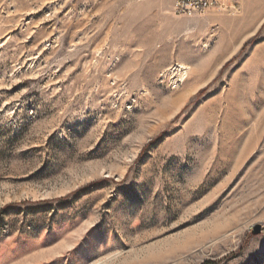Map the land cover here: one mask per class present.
<instances>
[{"label":"rangeland","instance_id":"374dc122","mask_svg":"<svg viewBox=\"0 0 264 264\" xmlns=\"http://www.w3.org/2000/svg\"><path fill=\"white\" fill-rule=\"evenodd\" d=\"M213 1L0 0V264H264V0Z\"/></svg>","mask_w":264,"mask_h":264},{"label":"built area","instance_id":"2783aa9c","mask_svg":"<svg viewBox=\"0 0 264 264\" xmlns=\"http://www.w3.org/2000/svg\"><path fill=\"white\" fill-rule=\"evenodd\" d=\"M213 5V0H175L174 11L177 15L193 16L204 14Z\"/></svg>","mask_w":264,"mask_h":264},{"label":"water","instance_id":"95a60500","mask_svg":"<svg viewBox=\"0 0 264 264\" xmlns=\"http://www.w3.org/2000/svg\"><path fill=\"white\" fill-rule=\"evenodd\" d=\"M257 231H260V226H258Z\"/></svg>","mask_w":264,"mask_h":264}]
</instances>
